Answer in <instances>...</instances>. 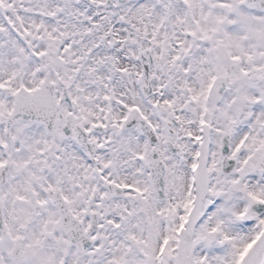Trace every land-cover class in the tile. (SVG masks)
Returning <instances> with one entry per match:
<instances>
[{
    "label": "snow or ice",
    "instance_id": "obj_1",
    "mask_svg": "<svg viewBox=\"0 0 264 264\" xmlns=\"http://www.w3.org/2000/svg\"><path fill=\"white\" fill-rule=\"evenodd\" d=\"M0 264H264V0H0Z\"/></svg>",
    "mask_w": 264,
    "mask_h": 264
}]
</instances>
